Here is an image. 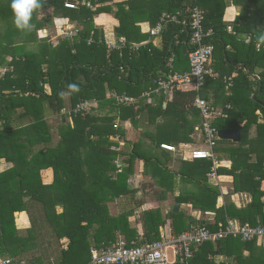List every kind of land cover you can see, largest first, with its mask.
Here are the masks:
<instances>
[{"label": "trees", "instance_id": "obj_1", "mask_svg": "<svg viewBox=\"0 0 264 264\" xmlns=\"http://www.w3.org/2000/svg\"><path fill=\"white\" fill-rule=\"evenodd\" d=\"M68 2L74 7H66ZM233 3L243 7L240 16L231 22L235 35L229 32V23L224 20L227 7ZM42 5L40 11L52 7L55 19V16L68 18L66 31L71 34H64L67 37L54 42L49 39L52 34H47L49 38L29 51L25 47L20 51V46L11 45H3L0 51V56L4 51L2 54L17 61L14 66L22 71L18 92L5 94L0 86V163L2 159L12 163L0 172V257L5 253L17 256L28 251L29 241L16 234L15 213L27 210L30 203L27 201L31 200L42 207L43 218L52 227L53 239H69L62 261L57 264H73L83 254L87 257L88 238L97 247L114 245L120 240L128 245L155 242L160 239L159 226L168 219H174L172 226L177 236L191 230L192 215L173 209L164 213L159 206L166 196L163 190L155 192L150 199L151 186L130 189L127 180L138 160L143 159L147 167L155 166V159L146 153L144 141H151L149 148L159 147L170 152L161 147L169 133L173 145L181 148L172 133L184 128L193 132L195 123L201 122V109L196 105L198 97L210 106L226 109L228 105L217 103L232 104L227 110L229 116L217 120L215 126L218 130L240 128L243 140L239 143L219 140L217 150L231 159V168L220 167L216 173L234 175L235 190L250 193L251 201L244 208L232 203L217 208L220 191L210 184L199 188L207 201L198 196L188 201L193 200L202 211L218 212L217 221L206 222L212 231L225 227L227 216L242 223L264 225V121H260L257 114L260 110L264 116V40L260 39L264 36V0H42ZM195 9L203 13V29L211 31L205 41L215 45L209 64L215 76H207L199 88L173 87L166 106L163 91L152 92L153 102L142 99L144 92L153 90L149 88L153 81L165 75L171 59L175 70L192 69L189 41ZM38 11L33 14L34 29L27 38L31 43L42 34V28L50 29L52 25V15L49 14L48 19L47 15L43 16L45 19L38 18ZM105 12L119 20L116 34L119 39L125 37L128 44L144 36L140 28L144 21L155 26L163 13L168 12L177 15L180 22H167L156 36L149 31L150 38L161 37V48L148 44L151 49L142 48L139 53L126 48L120 57L116 50V62L110 66L104 63L108 46L104 30L95 23V16ZM11 17H14L11 0H0V24ZM248 35H251L249 42L246 41ZM247 69L249 72L245 71ZM233 74L231 79L223 78ZM106 82H110L113 92L123 93L129 100L119 103L113 97L108 98ZM72 84L78 85V91L70 88ZM222 94L224 100L220 101ZM55 100L58 105L54 104ZM237 100H241L239 105ZM82 101L90 102V107L79 114L71 113ZM47 106L52 110L49 115ZM64 106L69 108V113L63 112ZM236 108L240 120L233 123L231 112L233 114ZM158 116L169 121L170 129L166 130L165 125H155L157 131L149 127L156 124ZM21 120L28 121L21 123ZM128 120L135 126L147 124L140 138L133 142L127 140ZM255 125L259 129L257 136L247 139V132ZM157 133L166 136L155 137ZM120 139L125 143L121 145ZM199 165V173L211 171V162L202 161ZM46 168L54 171L50 184L43 182L40 173ZM240 180L244 185L240 186L241 190ZM141 190L143 198L139 199ZM177 201L182 202V198ZM111 202L117 205L116 214L110 211ZM144 204L148 205L145 210L142 209ZM59 205L62 211L58 210ZM139 208L137 221L143 225V234L129 220ZM257 240L256 237L242 241L240 237L229 236L215 242L193 243L189 246L190 255L179 244L174 251L177 260L172 264H264V246L258 245ZM220 255L229 259L220 263L213 260ZM31 261L34 263L33 258Z\"/></svg>", "mask_w": 264, "mask_h": 264}, {"label": "crops", "instance_id": "obj_2", "mask_svg": "<svg viewBox=\"0 0 264 264\" xmlns=\"http://www.w3.org/2000/svg\"><path fill=\"white\" fill-rule=\"evenodd\" d=\"M242 8H243L242 5L233 3L229 7H227V9L225 11L224 20L227 21V23H229L228 27L232 26V30H233L232 32L229 30L228 31L230 33H233L234 35L237 33H236L231 22L232 21L234 22V19L236 16H240V14L242 12ZM14 20H15V17H11L9 21L4 19L0 24V51L2 50L3 45L4 46H8V45L20 46L19 47V48H21L20 51L23 50L22 47H25V49L28 51L30 49H36L39 46V44L42 43V41H45V38H49V37H46L47 34H49V36H50V33H48V31L50 29L47 27H44L41 29L42 34H38L37 38L35 37L36 39H33L35 41H33L31 43V42L27 41L28 35H30V33L26 32V31L19 30L16 27L15 23H13ZM95 23L98 26L102 27L104 30V35H105L104 37L106 40V44L108 45L106 48L107 54H106V60L104 61V63H108V65H110V66H111V64L116 62V57H115V53H117L116 50L119 51L117 55L120 57L123 54V49H126V48H130L132 52L139 53V51H141L142 48H144V49L150 48L151 49V46L147 47L148 44H152L156 48H161L163 45L161 37L160 38L156 37L155 39L150 38L149 29L154 27V26L152 25V23H149L148 21H144V22L140 23L141 33L144 34V36L143 37L139 36V39L137 38L138 41H133V44H128V42L126 43L125 37L119 39L118 35L116 34V29H115L116 26L119 24V20L116 17H114L113 14L106 13V12L100 13L99 15L95 16ZM228 27H227V29H228ZM56 28L59 29L57 26H56ZM65 28H66V26H65ZM39 30H38V32H40ZM240 38H242V35H240ZM49 39L51 42L55 41L53 36H51V38H49ZM2 53H1L2 56H0V58H1L0 59V86H2L1 88L3 89V92L5 94H8V93L13 92V91L18 92L17 84H18V80L22 79V76H21L22 71H20L21 72L20 73L18 71L19 69L15 68L14 64L17 61H15V60L13 61L11 56L6 55V54H2ZM10 61L12 62L11 64H10ZM211 62H212V60H211ZM169 70H170V65L168 66V70H164L165 75L161 76V77H165L166 74L169 72ZM179 70L181 71L183 69L180 68ZM245 71L249 72L248 69ZM160 72H162V70H160ZM234 74L232 76H223V78L225 80H228L229 78L231 79V78H233ZM250 75H251V78L254 77V74H250ZM161 77H159V78H161ZM159 78L155 79L153 81V85H151L149 87L150 89H153L151 92H147V93L144 92L143 93L144 96L141 95L144 97V98L141 97L142 99L148 100L149 102L154 101V98L150 97V95L152 94V92L159 93L156 90V88L158 87ZM114 83H115V81H114ZM21 85H23V83ZM190 88H193V86H190L189 88H183V90H188ZM105 89L107 90L106 95L108 98L113 97L119 103H124V102H121L120 98H119L120 96H123V93H120L118 91L113 92L111 90L112 88L110 86V82L105 83ZM48 92H50L49 89H48ZM22 95H24V94H22ZM163 95L166 96V99L164 101V106H166L167 102L169 100H171L172 92L167 93V94H163ZM222 100H224L223 94L221 95L220 101H222ZM240 102H241V100H239V101L237 100L236 101L237 105H239ZM217 104L222 105V106L224 104H225L224 106L228 105V107L226 109L225 116H223V117L225 118V117L229 116V113L227 115V110L229 108H232V104L229 102L228 103L218 102ZM64 108H65V110L69 109L66 106H64L63 109ZM46 112H48V115H49L52 113V110L47 106ZM67 112L69 113V111H67ZM67 112H65V113H67ZM238 113H239V110L237 108L233 109V114L231 112V116H233V123L240 120ZM257 114L259 116V120L264 121V118H263L264 116L260 110L257 111ZM52 116L54 117V115H52ZM223 117H217L212 125L217 130V136H218L217 144L215 146V151H216V155L218 157V162H219V166L217 168L223 167V168L228 169V168H231V159H228L227 157H225L223 155L224 153L219 152L217 150V148L219 147V145H218L219 140H226V141H231L234 143H239L243 140V132L240 128H234V129H239L241 131V140L240 141H233L231 139H220L219 131L225 130V129H219L218 130L215 126V122L217 120H219L220 118L224 119ZM172 120L175 121L174 118ZM27 121L28 120H21V123H24ZM70 122L73 124L72 117H70ZM155 122H156V124L155 123L149 124V127L151 129L155 130V125L156 126L158 125V127L160 125H165L166 130L170 129L169 121L166 120V118L164 116H162V117L158 116ZM201 124H202V120H201V122L199 121L198 123H195L193 132H189V130L185 131V128H184L179 133H176V134L172 133L173 138L178 139L179 140L178 144H180V146H181V148H177V150L172 151V153H170L171 151L170 152L162 151L159 147L149 148L151 141L150 140L144 141V145H145L144 147L148 151L146 153H148L149 155H151L152 158L155 159V161H154L155 166L147 167L145 162L143 161V159H140V160H138V162L135 163L134 168H133V172L129 174L130 178L127 180V182L129 183L130 189L131 188L133 189L134 187H140L141 185L151 186L149 188V190L152 191L151 193L153 195L149 196L150 199L152 198V196H155L154 195L155 192H160L163 190L165 192L166 196H165V199H163L159 203V206H161L164 213H166V211H168L170 209H173L174 212H179V211L184 210L185 213L190 214L194 217L193 218L194 223L189 225L191 229L193 227L206 226V222L210 223V222L217 221V217H218L217 211H212V210L202 211L200 205L196 206V204L192 203L193 200L188 201L189 199L193 198L194 196H198V198H203L204 195L199 188L203 187L205 184H210V185H212V187H214V188L216 187L220 191V194H219L218 199H217V208H220L223 206L225 207L230 203L235 204L238 208H244L251 201L250 193H247L245 191H236L235 190V176L234 175L230 174L229 172L224 173L222 171L221 173L220 172L217 173L218 176L216 175L215 177H212L210 174L213 170H215V168H214L215 165H214L213 160H210V159L194 160L190 157V151L192 149H194L196 147H202L205 145V143L203 141L204 140V134L200 128L202 126ZM241 125H243V123H241ZM125 126L127 128V140H129V141L131 140L130 142H133V141L138 140L140 138V132L143 130L144 126H147V124L144 122V124H139V125L135 126L130 120H128L126 122ZM136 130H139L138 133H136ZM157 130L158 129H156L155 131H157ZM258 130H259L258 126L255 125L252 129H250L249 132H247L246 138L247 139L255 138L257 136ZM167 135H168V137L163 139V143L174 144L171 142L172 137H170L169 133H167ZM131 144H134V143H131ZM202 161H203V163H209V162L212 163V168H211L210 172H206V173L201 174L197 171V166L199 167L200 166L199 164H201ZM1 165L6 166L5 168L0 169V172H3L8 167L12 166V163L7 162L6 159H2L0 166ZM191 166H192V168H191ZM40 173L42 176V180L45 184H50L51 182H53L54 171L52 168L43 169ZM240 186H244L242 180H240L238 183V187L241 190L242 187H240ZM142 192H144V191L141 190L137 196L139 199L143 198L141 195ZM205 197H204V200L207 201V199ZM177 198H180V199L182 198V202H178ZM27 202L28 203L30 202L29 208H27V210H24V211H17L15 213V222H16V229H17L16 234L18 236H20L21 239H24L25 241L26 240L29 241V243L26 244V248L28 249V251H26L20 255H17V256H12V254H6L5 253L4 255H1V257H0V264H48L49 262L50 263L53 262L51 264L60 263V261H62V257H63V250L65 248H67L69 245V239L68 238L61 239V241H60L61 255H60V249L58 247H56L57 255H50V253L48 252L47 260H45L44 263H41L39 261V259L42 261V254L37 249V246H38L37 240H39V236L41 238L43 236V232H42L43 230L41 229L42 226L40 224V220L43 219L44 215H43V217L39 216L42 213L39 211L40 206H38L35 201L31 200V201H27ZM176 204H179V208L177 211L174 210V207ZM109 207H110V211L112 214L117 213V205L115 202H111L109 204ZM147 207H148V205L144 204L142 209L145 210ZM57 208L59 211H62V206L59 205ZM41 209H42V207H41ZM140 212H141L140 208L137 209L135 211L136 215L130 216L129 220H130L131 225L138 227V232L140 234H143L142 233L143 232V225L139 221H137V218H139L138 214ZM230 218H232V217L227 216L225 218L224 223L227 224V222ZM233 219H235V218H233ZM173 220L174 219H168L164 225L159 226V235H160L159 240L162 239V235H164L167 238L177 236L173 231V226H172ZM44 221H45V218H44ZM202 221L205 222V223L203 222L205 225L202 224ZM226 224H225V226H226ZM209 228H211V227H209ZM220 228H224V227L219 226V228H217V229L219 230ZM49 230L52 231L51 228ZM188 231H190V230L183 231L181 234L188 232ZM37 235H38V237H36ZM89 236L92 237L93 235L91 234ZM119 236L123 238V235L119 234ZM229 236L240 237L242 241H247L246 239H244L239 234L228 235L225 238H227ZM257 238H259V240H257V244L260 246H264V236L257 237ZM35 239H36V241L33 242ZM219 240L220 239L212 240V241H205L203 243L215 242V241H219ZM89 241L90 240L88 238V242ZM39 242H41V241L39 240ZM203 243H201V244H203ZM92 247H93V243H91L89 245V249H87V251L89 250L87 257L84 254L81 256H78L75 259V261L73 262V264L74 263L87 264L91 259ZM19 248H20V244H19ZM245 252L248 253L246 250H245ZM26 256L29 258V261H26L28 259V258H25ZM32 258L34 259V263L31 261ZM233 258H234V255H233ZM228 259H229L228 256L220 255V256L215 257V259H213V260H215L217 263H220V262L228 260ZM7 260H10L11 262L6 263ZM176 260H177V256L174 254L173 258L170 259L169 264L174 263Z\"/></svg>", "mask_w": 264, "mask_h": 264}, {"label": "built area", "instance_id": "obj_3", "mask_svg": "<svg viewBox=\"0 0 264 264\" xmlns=\"http://www.w3.org/2000/svg\"><path fill=\"white\" fill-rule=\"evenodd\" d=\"M66 7L73 8V3H66ZM191 22V38L189 41L190 51L189 57L192 69L187 72H180L174 69L173 59L170 60V70L165 77L158 80L157 92L163 91L167 94L172 92L173 87L179 89L194 86L199 88L205 83L207 76H215L213 70L209 68L212 60L214 45L205 41V38L211 31H205L202 27L203 13L195 9ZM169 21L180 22L177 15L163 13L157 24L150 28L149 31L153 36L160 34ZM228 29L232 30V26ZM63 32V30H61ZM251 40V35L246 37V41ZM260 48V44L258 45ZM120 101L129 100L126 95L120 96ZM90 102L82 101L77 104L71 113L79 114L90 107ZM196 105L201 109L202 126L200 127L204 134V143L202 147H196L191 150V157L194 159H210L213 160L215 170L211 172V176L215 177L216 168L219 166L218 157L216 155L215 146L217 144V130L213 127V122L217 117L225 116L226 109L210 106L207 101L201 97L196 99ZM63 112L67 110L63 109ZM70 112V111H69ZM161 147L168 151L177 150V146L170 143H162ZM120 163V161H117ZM120 167L121 165L118 164ZM239 234L246 240L264 236V225H252L250 223H242L237 219L230 218L224 228L212 231L206 226L193 227L190 231L179 236L170 238L162 235V239L155 242H147L139 245H128L125 240H120L114 245H104L101 247L93 246L91 249V259L87 264H169L168 249L172 248L176 252L177 246L180 244L184 247L185 253L190 255L189 246L193 243H203L225 238L228 235ZM7 260L6 263H10Z\"/></svg>", "mask_w": 264, "mask_h": 264}, {"label": "rangeland", "instance_id": "obj_4", "mask_svg": "<svg viewBox=\"0 0 264 264\" xmlns=\"http://www.w3.org/2000/svg\"><path fill=\"white\" fill-rule=\"evenodd\" d=\"M47 9H46V11H44V10H42V11H38V15H37V17L38 18H42V19H45V17H43V16H45V15H47L46 16V19H48V17H49V14H51L52 15V19H51V22H52V25H51V27H50V30L48 31V33H50V34H52V36L54 37V39H55V41H60L62 38H64V37H67V36H64V34H71L70 32H67L66 30H64V28H65V26L66 25H68L69 24V19L68 18H65V17H58V16H55V17H57V19H55L54 17H53V9H52V7H46ZM57 20V21H56ZM55 24V25H54ZM56 26L59 28V29H57L56 28ZM59 30V31H58ZM60 30H63V32L62 31H60ZM60 32V33H59ZM63 34V35H62ZM54 104H56V105H58V102H57V100H55V102H54ZM133 130V129H132ZM138 131L139 130H136V133H138ZM162 137V136H166V135H164L163 133H159V135L158 134H156V136L155 137ZM120 141V144L122 145V144H124L125 143V141L123 140V139H120L119 140ZM6 166L5 165H1L0 166V169H3V168H5ZM40 212L42 213L41 215H39V216H41V217H43V209H40ZM40 224H41V229L43 230L42 232H43V236H42V238L39 236V240L41 241V242H39V240H37V249L41 252V254H42V261L39 259V261L41 262V263H44L45 262V260H47V254H48V252L50 253V255H57V249H56V247H58L59 249H60V255H61V244H60V241H59V239L58 238H56L55 240L53 239V231H51V230H49L50 228L52 229V227L50 226V225H48L47 224V222L46 221H44V218L42 219V220H40ZM38 233V232H37ZM36 237H38V235L36 236ZM52 237V238H51ZM36 241V239L33 241V242H35ZM91 240L88 242V244L90 245L91 244ZM93 243V242H92ZM88 249V248H87ZM168 251V253H169V259H171V258H173V256H174V251H173V249L172 248H170V249H168L167 250ZM49 257V256H48ZM25 258H28L27 256L25 257ZM57 259V258H56ZM26 261H29V258L26 260ZM51 263H53V262H51ZM50 263V264H51Z\"/></svg>", "mask_w": 264, "mask_h": 264}, {"label": "clouds", "instance_id": "obj_5", "mask_svg": "<svg viewBox=\"0 0 264 264\" xmlns=\"http://www.w3.org/2000/svg\"><path fill=\"white\" fill-rule=\"evenodd\" d=\"M42 6V0H11V9L14 13L16 27L21 31L31 32L34 29L33 14ZM260 39L264 40V36ZM70 88L78 91V85L76 84L70 85Z\"/></svg>", "mask_w": 264, "mask_h": 264}, {"label": "water", "instance_id": "obj_6", "mask_svg": "<svg viewBox=\"0 0 264 264\" xmlns=\"http://www.w3.org/2000/svg\"><path fill=\"white\" fill-rule=\"evenodd\" d=\"M220 139H231L233 141L241 140V131L239 129H225L219 131ZM179 204H176L174 210L177 211Z\"/></svg>", "mask_w": 264, "mask_h": 264}]
</instances>
